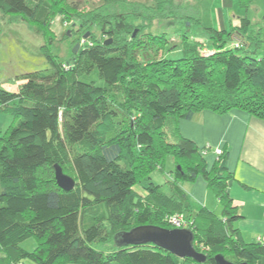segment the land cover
I'll return each instance as SVG.
<instances>
[{
	"label": "trees",
	"instance_id": "trees-1",
	"mask_svg": "<svg viewBox=\"0 0 264 264\" xmlns=\"http://www.w3.org/2000/svg\"><path fill=\"white\" fill-rule=\"evenodd\" d=\"M145 1L170 7L173 0ZM80 11L72 0H0V20L50 29L46 38H54L58 17L75 18L84 30L96 25ZM113 17L102 26L104 39L81 44L69 63L43 47L49 69L18 77L17 91L0 89V113L14 120L0 137V264H217L218 255L264 264V244L245 243L236 228L242 217L229 193L234 176L225 148L209 166L212 148L199 147L178 127L203 111L242 110L264 121V55L247 50L262 43L250 34L251 21L230 31L207 29L208 46L187 42L185 29L176 51L182 56L174 60L151 54L166 48V35L134 37V18ZM169 157L175 171L167 195L151 175L164 172ZM56 166L75 180L73 191L58 187ZM199 178L222 205V219L182 189ZM140 185L144 194L136 191ZM175 216L188 220L204 263L154 245L115 242L141 226L172 230ZM30 239L33 251L21 247Z\"/></svg>",
	"mask_w": 264,
	"mask_h": 264
},
{
	"label": "rangeland",
	"instance_id": "rangeland-1",
	"mask_svg": "<svg viewBox=\"0 0 264 264\" xmlns=\"http://www.w3.org/2000/svg\"><path fill=\"white\" fill-rule=\"evenodd\" d=\"M72 1L80 5L81 13H89V15H92V18H96V25L92 24V26H89V29L84 30L77 21L76 26L74 19L77 14L72 11L75 18L70 19L68 17L64 19V17H58L52 26L54 38H46V34L51 35L50 29L43 28L44 33L41 32L42 30H36L35 28L33 30L26 23L21 22L22 19H14L13 21L9 19L0 20V89L1 86L8 87L11 84H16L18 77L24 74L49 69L48 61L42 54L43 47H47L46 51H49V53L56 56L60 61L69 63L74 55L76 45L80 44L81 47V44L89 41L94 36L96 41H102L104 39L102 26H111V21L115 15L118 17L126 16L134 18L132 20L135 25L134 37L139 36L141 38L145 33L164 37L166 35L168 37L169 42H165L166 48H164L165 46L162 43L160 45H162L161 49L164 48L163 50L158 53L151 52L154 58H161L162 56L174 60L181 58L182 55L176 53V51L184 46L182 43L186 42L185 36H182L185 29H190V32L186 33L185 31L189 38L187 42L193 43V39L198 41L204 40L208 46L210 39L206 31L207 29L220 30L224 27L227 31H230L233 28L239 27L241 20L245 18L250 20L253 26L251 29L252 33L250 32V34L258 37L262 42L259 45L257 44L258 46L248 47L247 50L249 53H255L256 56L264 55V0H173L170 7L164 5L155 7L145 0ZM227 1H229L228 4ZM64 7L72 10L69 5H65ZM100 14L106 16L104 21H100L101 17L97 16ZM188 19H191L193 22L190 23ZM81 36L84 37L79 42ZM145 42H147V39L142 38V45ZM171 48L172 51L170 53L166 52ZM2 81L4 83H1ZM97 83L101 84V81L99 80ZM180 123H178V127L181 129ZM204 146L211 147L210 145ZM211 148L213 154L210 152L206 156V159H211L212 157L217 159L218 156L215 154L217 147ZM174 171V161L169 157L166 160L165 171H156L151 175L153 182L161 186L163 192L167 195H170L172 192L171 185L173 182L171 180ZM202 180L203 178H199L196 185H199ZM189 184L186 183L187 189L184 190L188 193L187 195H189L191 201L199 207H205L216 218L222 219L223 207L219 203L215 193L208 188L206 182L205 185L209 193V197L206 199L207 204H203L205 201V193L203 190L199 193L201 195L195 197L188 191ZM144 187L145 185L137 186L136 191L144 194ZM21 247L25 250L33 251L36 247V242L34 239H30L25 241ZM227 260L233 263H245L242 260L236 261L233 257H228ZM26 264L32 263L26 262Z\"/></svg>",
	"mask_w": 264,
	"mask_h": 264
},
{
	"label": "crops",
	"instance_id": "crops-1",
	"mask_svg": "<svg viewBox=\"0 0 264 264\" xmlns=\"http://www.w3.org/2000/svg\"><path fill=\"white\" fill-rule=\"evenodd\" d=\"M20 84L17 81L16 84L1 88L17 91ZM180 122L181 135L199 147L210 145L217 147L216 150L225 148L227 167L234 176L229 193L242 217L236 228L245 243L264 244V121L251 117L245 111L232 110L226 114L203 111L195 114L190 121ZM13 123L11 116L0 113V137ZM216 160L215 157L207 158L209 166ZM196 184L197 181L189 184L188 191L198 197L203 190L206 201L203 204H207L209 193L205 181ZM185 187L186 183L182 185V189L186 190Z\"/></svg>",
	"mask_w": 264,
	"mask_h": 264
},
{
	"label": "water",
	"instance_id": "water-1",
	"mask_svg": "<svg viewBox=\"0 0 264 264\" xmlns=\"http://www.w3.org/2000/svg\"><path fill=\"white\" fill-rule=\"evenodd\" d=\"M110 43L106 44L109 45ZM79 49L80 44L76 45L74 53L77 54ZM55 178L58 187L65 192H71L76 187L75 180L66 175L59 166L55 167ZM115 242L119 247L154 245L180 259L191 258L199 263H204L207 259L204 254L196 251L194 247L195 235L191 230H168L155 226H141L130 232L118 235ZM215 260L217 264H248L246 262H230L222 255L216 256Z\"/></svg>",
	"mask_w": 264,
	"mask_h": 264
},
{
	"label": "built area",
	"instance_id": "built-area-1",
	"mask_svg": "<svg viewBox=\"0 0 264 264\" xmlns=\"http://www.w3.org/2000/svg\"><path fill=\"white\" fill-rule=\"evenodd\" d=\"M216 155L217 156H221L223 155L222 150L221 149H217L216 150ZM173 226L174 229H182V230H191L189 229V222L188 220H186L183 217L180 216H175L171 219L170 222Z\"/></svg>",
	"mask_w": 264,
	"mask_h": 264
}]
</instances>
